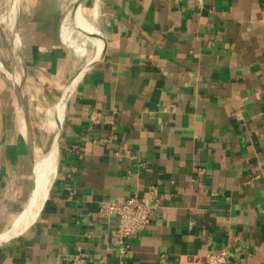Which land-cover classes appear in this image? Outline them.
Instances as JSON below:
<instances>
[{
  "label": "crops",
  "instance_id": "obj_1",
  "mask_svg": "<svg viewBox=\"0 0 264 264\" xmlns=\"http://www.w3.org/2000/svg\"><path fill=\"white\" fill-rule=\"evenodd\" d=\"M70 1L68 19L59 0L19 15L36 85L0 127V235L29 206L35 149L57 134L58 154L0 264H120L116 217L99 203L151 188L156 214L121 264H206L222 248L226 264H264V0ZM78 1L93 27L73 24Z\"/></svg>",
  "mask_w": 264,
  "mask_h": 264
},
{
  "label": "built area",
  "instance_id": "obj_2",
  "mask_svg": "<svg viewBox=\"0 0 264 264\" xmlns=\"http://www.w3.org/2000/svg\"><path fill=\"white\" fill-rule=\"evenodd\" d=\"M99 115L91 114L92 122L98 121ZM259 176L264 178V172ZM154 188L150 189V195L147 200L140 199L136 195L123 201L104 200L99 203L97 214L102 217H116V229L114 237L118 244V250L122 263L123 259L129 254V241L134 238L137 232L144 230L156 214L158 201L154 197ZM71 264H84L80 255L71 257ZM228 261V250L222 248L219 251L206 255V264H226Z\"/></svg>",
  "mask_w": 264,
  "mask_h": 264
},
{
  "label": "bare ground",
  "instance_id": "obj_3",
  "mask_svg": "<svg viewBox=\"0 0 264 264\" xmlns=\"http://www.w3.org/2000/svg\"><path fill=\"white\" fill-rule=\"evenodd\" d=\"M11 2H12V0H11ZM17 4H18V0H14V4H13V6L11 8L12 22H13L14 25L16 24V19H17V12H18L17 11ZM78 11H80L79 12L80 21H81L80 26H90L91 27L92 23L85 16V14L82 13V9H81L80 5H79V8H78ZM74 19H76V18H74ZM75 23H76V20H73V24H75ZM1 38H2V36H1ZM68 39L69 40L72 39L71 35H68ZM19 46H20L19 36H18V34H15L14 39H13V51H12V53H13L12 62L14 64L15 69L21 63L20 56L17 54V51L19 50L18 49ZM0 70L5 73V76L9 80L13 81L15 86L20 87L22 85L23 76H22L21 72L14 71L12 73H9L8 71L5 70V68H4V66H3V64L1 62H0ZM76 78L71 83L70 87L67 89L65 97H63V101L61 102L60 106L57 107L58 108L57 115L60 117L59 119H61V112H62V108H63V104H64V100L66 98V95L73 88V85H74V82H75ZM24 105H25V101H24ZM57 108H56V110H57ZM19 127H20L22 133L26 135V125H25V121H24L23 117H21L19 119ZM50 145H51L50 149L47 150L46 152H44V150L42 148H39V147H37L35 149V153H36V155H35L36 156V163H35L36 189H35L32 197L30 199V203H29V206L27 207L26 211L23 214L21 213L22 215L18 218L15 226L8 233H12L13 232L12 234L14 235L19 230L24 229L26 226H28L31 223V221L33 220V218L35 217V215L38 212V210L40 209V207H41V205L43 203V200L46 197L47 189L49 188V186H50V184H51V182H52V180L54 178V175H55L56 164H57V154H58L55 138L53 139V141H52V143ZM33 190H31V191H33ZM14 220H15V218H14ZM8 233H5L4 235H0V237L2 238L3 236H5ZM12 234H11V236H12ZM9 237H10V235L8 237L4 238L3 240H6ZM3 240H1V241H3Z\"/></svg>",
  "mask_w": 264,
  "mask_h": 264
},
{
  "label": "rangeland",
  "instance_id": "obj_4",
  "mask_svg": "<svg viewBox=\"0 0 264 264\" xmlns=\"http://www.w3.org/2000/svg\"><path fill=\"white\" fill-rule=\"evenodd\" d=\"M31 1L32 0H18L17 19H19L20 13L22 12V10L25 9L26 5H28ZM59 1L64 5V7H66L65 8V16H67L66 19H68V17L70 18V15H72V12H73L72 1L70 0H59ZM13 4H14V0H12V2L11 0H0V33H1L0 34V62L3 64L5 70L8 71L9 73H12L14 71L21 72L23 76V83L20 87H18L19 90L23 91L24 89L26 91H29L28 93L30 92L32 93L31 90L35 89L36 84L33 85L32 82H28L26 80L22 63H20L17 66L16 68L17 70H16L12 62L13 39H14L15 34H18V24H17L18 20L16 19L15 25L12 22L11 8ZM77 10H78V6H77L76 11L73 14L72 20H76V23H79L80 25L81 21H80V16L77 14ZM70 31L75 32L76 30L74 29V27H71ZM18 49H20V46L18 47ZM17 54L19 55V50L17 51ZM16 87L17 86H15L13 81L9 80L5 76V73L0 70V127L3 125V123L6 120H8L10 117H12V115H14L13 108L15 105V101H17L16 95H15ZM24 99L25 98H23V103H24ZM51 142H52V139L47 140L46 149L44 150V152L50 149ZM12 233H8L2 238L0 237V241L8 237Z\"/></svg>",
  "mask_w": 264,
  "mask_h": 264
},
{
  "label": "water",
  "instance_id": "obj_5",
  "mask_svg": "<svg viewBox=\"0 0 264 264\" xmlns=\"http://www.w3.org/2000/svg\"><path fill=\"white\" fill-rule=\"evenodd\" d=\"M79 5H80V2H78V5L77 6H79ZM15 95H16L17 102L19 104H22L23 103V100H22L23 98H22L21 92H20V90H19L18 87H16V89H15ZM27 125H28V122H27ZM28 126H27V130H28V132H27L28 137L27 138H28V142L31 143V136H30V131H29V127ZM55 142H56V147H57V151H58V137H57V135L55 137ZM35 189H36V180H35V188H34V191H35Z\"/></svg>",
  "mask_w": 264,
  "mask_h": 264
}]
</instances>
